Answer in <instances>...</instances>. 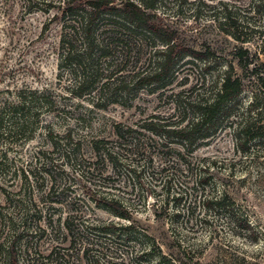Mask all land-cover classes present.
Here are the masks:
<instances>
[{
	"label": "rangeland",
	"instance_id": "374dc122",
	"mask_svg": "<svg viewBox=\"0 0 264 264\" xmlns=\"http://www.w3.org/2000/svg\"><path fill=\"white\" fill-rule=\"evenodd\" d=\"M63 1L0 0V264H153L158 254L166 256L163 264H264V143L237 150L230 121L196 148L143 129L178 125L184 114L176 102L207 98L230 66L244 84L241 109L250 103L254 66L264 75V0H157L153 22L185 55L170 83L136 89L127 81L101 99L94 89L81 98L72 92L61 41L76 18L62 15ZM225 8L241 41L221 26ZM139 38L128 63L119 49L102 60V82L122 74L111 70L149 72L162 46ZM75 42L82 52V41ZM239 48L246 52L241 62ZM21 91L26 101L14 112ZM23 122L25 131L17 132ZM117 127L134 132L118 138ZM102 194L120 202L129 220L97 205ZM222 194L231 205L225 212L248 220L251 231L240 236L223 210L203 207ZM113 225L131 228L114 236Z\"/></svg>",
	"mask_w": 264,
	"mask_h": 264
},
{
	"label": "trees",
	"instance_id": "16d2710c",
	"mask_svg": "<svg viewBox=\"0 0 264 264\" xmlns=\"http://www.w3.org/2000/svg\"><path fill=\"white\" fill-rule=\"evenodd\" d=\"M21 1L24 5H32L33 3V0ZM63 2L64 9L62 15L70 19L76 18L74 21L76 25H70L72 34L66 33L61 41L64 53L61 56V62L64 65H68L72 76L75 78L72 92L76 97L81 98L92 92L91 89H94L98 99H101L103 96L107 97L111 94L109 91L112 89V85H117L116 87L120 90L123 89L124 83L127 81L128 85L136 89L142 86L163 89L170 83L166 82V80L172 77L175 71L174 65L178 64L185 55L175 51L174 44H172V36H168L166 30L153 22L154 15L151 12L155 10L157 0H122L118 5H113L110 0H64ZM221 26L228 28L226 33L233 40L241 41L235 34L239 26L226 8L223 11ZM114 29L117 33H113ZM107 32L109 34L108 41H106L108 37L104 36ZM140 36L145 39H155L162 46L161 50L154 52L155 63H150L149 72L141 77L138 73L129 76L125 70H111V73L114 71L113 74H122L112 81L107 80L102 82V72L107 71L106 69H102V64H106L102 60L110 57L111 52L115 49H119L122 61L125 60V63H128L134 52L130 43L135 40H141ZM77 39L81 40L84 45L82 52H78L74 46ZM134 53H139V49L136 48V52ZM245 53L241 48L238 49L237 56L240 62ZM190 57L201 61L204 60L200 58L203 55H199L198 53L190 52ZM207 64L209 62L205 63L206 69H209V65ZM249 65L250 63H245L242 67L247 68ZM252 73V84L257 92H251V101L244 108L241 109V105H239V100L244 92V84L240 77L233 74V68L230 66L220 76L219 81L214 84L213 82L211 83L213 91L210 92L207 98L203 97L193 101L181 100L180 102H176L177 109H180L184 114L178 125L172 127L171 125H159L150 122L143 127L144 131L159 140L166 141L167 139L175 138L179 143L189 146V148H196L197 143L209 139L216 134L215 128L218 124L230 121L228 123L229 129L232 130L237 150L240 148L242 152H247L252 142L260 141L264 143V126L261 122V118L264 115V75L259 73L255 66ZM104 77L106 79L111 78L108 75ZM106 92L109 93L107 94ZM26 94L22 91L17 93L16 99L18 104L16 102L12 106V111L22 112L23 103L26 101L24 98ZM28 94L33 97L37 92L33 91ZM260 94H263V101L258 98ZM32 99L30 98L29 101ZM5 105H7V102H5ZM186 111L193 113L191 118L185 116ZM25 123L23 122L17 126L16 131H25ZM133 132L132 129H128L123 133L117 127L116 135L118 138H123L124 134L131 135ZM104 151L110 161L117 160L112 157V153L109 150ZM97 201V205H101L102 208L107 209L117 218L129 220L126 208L124 209L120 202L108 198L107 194L100 195ZM203 203V207L206 206L209 209L213 208L218 211L223 210L224 213L231 206L228 202V196L225 194L220 196L214 195L203 201ZM180 215L181 213L177 212L174 217L178 218ZM226 218L237 225L240 236L242 235L241 233L252 230L249 221L242 219V217L236 218L234 214L226 213ZM198 219L202 220L203 217ZM191 220L196 221L197 218L190 216ZM203 221L205 220L203 219ZM112 228V234L119 236L120 233H116L117 231L122 229L128 230L131 227H116L113 225ZM166 260V256L158 254L153 264H163ZM10 264H17V262L13 258Z\"/></svg>",
	"mask_w": 264,
	"mask_h": 264
}]
</instances>
